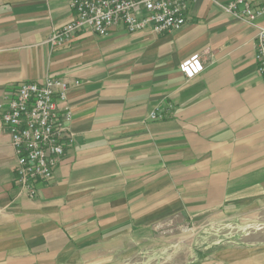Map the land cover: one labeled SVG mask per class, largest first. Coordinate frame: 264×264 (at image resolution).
Segmentation results:
<instances>
[{
	"label": "crops",
	"instance_id": "crops-1",
	"mask_svg": "<svg viewBox=\"0 0 264 264\" xmlns=\"http://www.w3.org/2000/svg\"><path fill=\"white\" fill-rule=\"evenodd\" d=\"M232 1L194 0L161 35L84 29L51 45L73 19L70 0H0V264L169 262L198 225L264 209L257 29L221 8ZM193 54L204 70L188 80L179 64ZM46 78L69 85L74 142L29 199L1 113L19 84ZM209 261L264 264V238Z\"/></svg>",
	"mask_w": 264,
	"mask_h": 264
},
{
	"label": "built area",
	"instance_id": "built-area-1",
	"mask_svg": "<svg viewBox=\"0 0 264 264\" xmlns=\"http://www.w3.org/2000/svg\"><path fill=\"white\" fill-rule=\"evenodd\" d=\"M257 0H233L221 8L257 29L254 60L264 81V28L256 19L264 9L255 8ZM194 0H70L73 19L48 42L67 43L78 31L88 29L103 35L121 28L128 34L149 31L161 35L182 27ZM242 10L239 11V7ZM254 9V13H250ZM204 70L199 54H193L179 64V72L188 80ZM77 84V83H76ZM69 85L46 78L41 83H21L7 100L1 113V123L10 132L11 146L17 168L14 183L29 199L36 188L49 182L60 165L66 149L74 140L70 132L71 112L64 108ZM155 115H152V119Z\"/></svg>",
	"mask_w": 264,
	"mask_h": 264
},
{
	"label": "rangeland",
	"instance_id": "rangeland-1",
	"mask_svg": "<svg viewBox=\"0 0 264 264\" xmlns=\"http://www.w3.org/2000/svg\"><path fill=\"white\" fill-rule=\"evenodd\" d=\"M256 214L248 222L233 219L225 224H200L195 230L200 234L198 239L187 240L183 250L179 251L173 260L167 262L165 259L152 257L151 264H210L209 258L220 247L240 242H256L264 238V209Z\"/></svg>",
	"mask_w": 264,
	"mask_h": 264
}]
</instances>
